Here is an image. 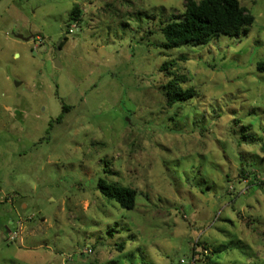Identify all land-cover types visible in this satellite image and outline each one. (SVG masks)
I'll use <instances>...</instances> for the list:
<instances>
[{
  "label": "rangeland",
  "instance_id": "1",
  "mask_svg": "<svg viewBox=\"0 0 264 264\" xmlns=\"http://www.w3.org/2000/svg\"><path fill=\"white\" fill-rule=\"evenodd\" d=\"M186 1L0 0V264H264V0L165 50Z\"/></svg>",
  "mask_w": 264,
  "mask_h": 264
},
{
  "label": "trees",
  "instance_id": "2",
  "mask_svg": "<svg viewBox=\"0 0 264 264\" xmlns=\"http://www.w3.org/2000/svg\"><path fill=\"white\" fill-rule=\"evenodd\" d=\"M78 15L76 9L72 10L69 22H81ZM253 23L254 17L246 8L240 6L237 0H201L199 3L187 0L183 14L162 25L160 32L166 41L163 45L165 50L180 47L200 48L220 36L230 38L246 36ZM65 41L66 38L60 47H63ZM173 86L174 83L168 85L169 92L166 95L170 105L187 101L195 95L192 90L174 91ZM62 111L64 113L66 108ZM97 186L105 197L116 202L121 208L125 210L133 208L135 191L106 183L102 179L98 181Z\"/></svg>",
  "mask_w": 264,
  "mask_h": 264
},
{
  "label": "water",
  "instance_id": "3",
  "mask_svg": "<svg viewBox=\"0 0 264 264\" xmlns=\"http://www.w3.org/2000/svg\"><path fill=\"white\" fill-rule=\"evenodd\" d=\"M14 37H15L16 39L22 40V41H24V42H29V40H30V38H31V36H30V37H27V38H24V37L21 36V35H15ZM61 43H62V41L58 42V43L56 44V46H55L54 66H55L56 68H60V64H59V53H60V49H61V47H60ZM15 85H16V86H19L18 83H16Z\"/></svg>",
  "mask_w": 264,
  "mask_h": 264
},
{
  "label": "built area",
  "instance_id": "4",
  "mask_svg": "<svg viewBox=\"0 0 264 264\" xmlns=\"http://www.w3.org/2000/svg\"><path fill=\"white\" fill-rule=\"evenodd\" d=\"M181 263H184V261L182 260ZM197 263H198V261H197L196 256H193L190 258V260H188L187 264H197Z\"/></svg>",
  "mask_w": 264,
  "mask_h": 264
}]
</instances>
